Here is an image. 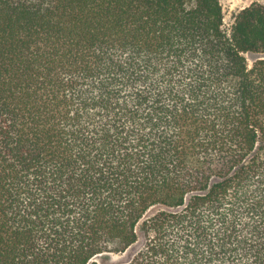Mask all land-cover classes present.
I'll list each match as a JSON object with an SVG mask.
<instances>
[{
  "label": "trees",
  "instance_id": "obj_1",
  "mask_svg": "<svg viewBox=\"0 0 264 264\" xmlns=\"http://www.w3.org/2000/svg\"><path fill=\"white\" fill-rule=\"evenodd\" d=\"M0 0V264H264V4Z\"/></svg>",
  "mask_w": 264,
  "mask_h": 264
},
{
  "label": "rangeland",
  "instance_id": "obj_2",
  "mask_svg": "<svg viewBox=\"0 0 264 264\" xmlns=\"http://www.w3.org/2000/svg\"><path fill=\"white\" fill-rule=\"evenodd\" d=\"M255 2L264 4V0H221V4L224 11V28L230 33L235 22V18L240 11L249 7ZM245 57L250 67L259 58H264V55H258L255 53H247ZM128 260V254L106 253L98 256L96 261L99 264H122Z\"/></svg>",
  "mask_w": 264,
  "mask_h": 264
}]
</instances>
